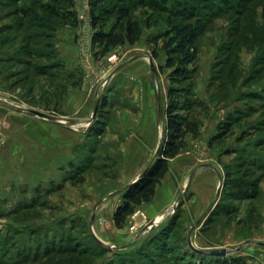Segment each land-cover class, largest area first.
I'll return each instance as SVG.
<instances>
[{
	"label": "rangeland",
	"instance_id": "obj_1",
	"mask_svg": "<svg viewBox=\"0 0 264 264\" xmlns=\"http://www.w3.org/2000/svg\"><path fill=\"white\" fill-rule=\"evenodd\" d=\"M181 1L214 3L189 67L191 106L181 112L198 122V132L185 136L159 184L176 187L175 201L151 215L145 209L153 198L122 228L113 214L123 191L155 161L166 110L182 99L169 90L189 87L165 67L174 18L138 6L139 40L104 52L94 43L101 27L92 25L90 0L87 48L79 0H70L71 17L64 18L69 10L52 0L0 5V27L15 31L0 44V61L13 60L0 62V264H194L189 241L230 251L225 261L204 264H264L257 244L264 243V0H224V9L214 0ZM115 4L103 0L95 12ZM104 17L103 31L119 30L116 15ZM203 202L202 212L189 216L191 205ZM93 215L95 232L113 252L92 241ZM154 238L159 246H149Z\"/></svg>",
	"mask_w": 264,
	"mask_h": 264
},
{
	"label": "trees",
	"instance_id": "obj_2",
	"mask_svg": "<svg viewBox=\"0 0 264 264\" xmlns=\"http://www.w3.org/2000/svg\"><path fill=\"white\" fill-rule=\"evenodd\" d=\"M9 0H0V5L10 4L7 2ZM56 4H59L61 7H66V10H69V14L63 15L62 18L71 17L70 12V0H52ZM103 0H90L92 6V25L97 27L100 25L101 28H98L93 36L94 43H99L103 47L104 52H108L111 48L122 45V44H135L141 35L140 24L137 20L133 18L134 10L140 7H148L154 10L167 11L174 18L175 23L173 24L170 36L166 41V50L170 53V56L165 62V67L172 69V78L178 85L185 82H189L188 89H182L181 87H176L169 90V95L174 96L178 95L179 98H182L179 102H171L166 110V139L163 143L161 149L158 152V155L150 166L146 174L141 177L135 184L129 185L124 191L122 196V202L114 211L113 222L116 228H122L128 217L131 216L137 207L150 203L154 196L156 187L164 179L165 175L168 172V161L174 159L181 150L186 146L185 136L187 134L196 135L198 132L199 124L196 121L188 120L185 115H182L181 112H188L189 105L191 102L189 96L193 94V77L194 70L189 68L192 66L197 59V48L196 40L201 32L206 28V26L211 22V10L213 1H211V7H205L204 2H200L201 6L197 7L192 2H185L181 0H114L116 2L113 9H100L99 13L95 12V9H98L97 5ZM218 2V8L224 9L226 3L224 0H214ZM167 4H172V9L166 7ZM224 5V6H223ZM227 6V5H226ZM228 7V6H227ZM31 12V11H30ZM101 12V13H100ZM33 15V14H32ZM107 15H116L117 21L120 22L119 30L114 32H105L102 30V22L104 16ZM6 17H9L8 15ZM14 31L13 25H1L0 27V36L7 34L3 37V41L0 39V44L9 43L10 34ZM9 40V41H8ZM6 42V43H5ZM9 62H13L12 59H9ZM22 64L27 65L28 61L22 62ZM230 74V73H229ZM231 124V122H229ZM252 187L251 185L249 186ZM90 233V230H89ZM91 239L94 244L104 250L98 243L95 241L91 235ZM159 246V242L156 238L151 240L150 245L155 244ZM146 244L145 242L143 243ZM146 247V246H145ZM153 251L156 254L158 247ZM145 249V248H144ZM143 250L140 254H137L138 257H144L146 250ZM147 249V247H146ZM189 250L192 252V256H189V259H195L194 264H204L206 262H214L216 260H224L227 256L224 257H206L199 255L192 251L189 247ZM151 252V249L150 251ZM58 253V252H56ZM60 251L58 254H62ZM48 257V254L44 258ZM143 260V259H142ZM32 261V262H36ZM225 261V260H224ZM57 259H48L45 264H60ZM142 262V261H141ZM218 262V261H217ZM233 263V262H232ZM139 264H141L139 262ZM215 264V263H214Z\"/></svg>",
	"mask_w": 264,
	"mask_h": 264
},
{
	"label": "crops",
	"instance_id": "obj_3",
	"mask_svg": "<svg viewBox=\"0 0 264 264\" xmlns=\"http://www.w3.org/2000/svg\"><path fill=\"white\" fill-rule=\"evenodd\" d=\"M2 61H0L2 64H7L9 62V59L8 58H5V59H1ZM179 155V154H178ZM197 173V172H196ZM196 173L193 175V179L196 178ZM167 175V174H166ZM166 177V176H165ZM165 177L163 180H165ZM136 179V178H135ZM134 179V180H135ZM133 180V181H134ZM163 180L161 182H163ZM132 181V182H133ZM131 182V183H132ZM186 183V182H185ZM183 189H185V184L184 186L181 188V190L183 191ZM187 189V188H186ZM175 193H176V187L174 185H170V184H167L166 185V188L164 189H161L159 188V185L156 187V190H155V196H154V205L152 206H149L147 207L145 210H146V213L147 214H151V215H156L157 213H159L160 211H163L164 209H166L167 207H169L174 201H173V198L175 196ZM191 202V201H190ZM206 205L205 202H203L202 204L200 203L199 205H191V207L188 209L189 211V216H191L192 218L193 217H196L198 214H200L202 212V209L203 206ZM142 206V205H141ZM150 216V215H149ZM95 228V226H94ZM96 234L101 237L97 232ZM259 245V244H258ZM259 246H262V245H259ZM264 247V246H262ZM196 248L198 249H207L205 248L204 246H202L201 244H198L196 245ZM214 249H218V246H216Z\"/></svg>",
	"mask_w": 264,
	"mask_h": 264
},
{
	"label": "water",
	"instance_id": "obj_4",
	"mask_svg": "<svg viewBox=\"0 0 264 264\" xmlns=\"http://www.w3.org/2000/svg\"><path fill=\"white\" fill-rule=\"evenodd\" d=\"M149 62H150L151 71L153 73H155V68H154L153 60L150 59ZM28 112L31 113V114H33V115H35V116H38L40 118H43V119H48V120H52V121L54 119L51 116L45 115L43 113H40V112H37V111H34V110H29ZM95 112L93 114L92 120L94 119ZM149 168L150 167H148L130 185L135 184L141 177H143L146 174V172L148 171ZM186 188L187 187H185V189H183L182 193L185 192ZM179 200H180V197L178 198L177 202H179ZM94 217H95V215L92 216V219H91L90 225H89V230H90L91 235L93 236V238L95 239V241L98 243V245H100L104 250H106L107 252H113L114 249H115V247L112 246L111 244H109L108 242H106L105 240L101 239L96 234V232L94 230ZM188 244H189V247H190V249L192 251H194L195 253H197L199 255L206 256V257H224V256H227V255L230 254V251H228L227 249H224V248H221V249H198L190 241H189ZM257 244L264 246V243H262V242H259Z\"/></svg>",
	"mask_w": 264,
	"mask_h": 264
},
{
	"label": "built area",
	"instance_id": "obj_5",
	"mask_svg": "<svg viewBox=\"0 0 264 264\" xmlns=\"http://www.w3.org/2000/svg\"><path fill=\"white\" fill-rule=\"evenodd\" d=\"M79 1H80L79 5H81L82 8L80 9L78 13L77 19L83 24L82 33L86 36L85 47L87 48L91 44V39H92L91 32H90L91 31V19L89 16V0H79Z\"/></svg>",
	"mask_w": 264,
	"mask_h": 264
},
{
	"label": "bare ground",
	"instance_id": "obj_6",
	"mask_svg": "<svg viewBox=\"0 0 264 264\" xmlns=\"http://www.w3.org/2000/svg\"><path fill=\"white\" fill-rule=\"evenodd\" d=\"M186 185H187V184H186ZM186 185H185V187H186ZM160 219H161V217L159 216V217L157 218V222H159ZM157 222H156V223H157Z\"/></svg>",
	"mask_w": 264,
	"mask_h": 264
}]
</instances>
